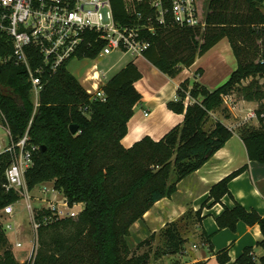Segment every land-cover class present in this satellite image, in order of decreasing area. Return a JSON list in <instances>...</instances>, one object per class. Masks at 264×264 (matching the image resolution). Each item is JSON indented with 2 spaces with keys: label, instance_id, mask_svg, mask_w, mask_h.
Instances as JSON below:
<instances>
[{
  "label": "trees",
  "instance_id": "16d2710c",
  "mask_svg": "<svg viewBox=\"0 0 264 264\" xmlns=\"http://www.w3.org/2000/svg\"><path fill=\"white\" fill-rule=\"evenodd\" d=\"M111 1L116 19L128 23L130 15L124 0ZM208 7L205 29L172 27L148 35L151 45L145 57L168 76L175 77L227 37L238 68L214 90L199 81H184L178 91L179 99L168 103L171 110L185 114L184 122L159 141L146 136L130 148L121 142L128 133L133 108L143 98L135 86L143 75L133 61L107 81L106 101H91L78 78L62 68L48 76L37 108L26 72L12 64L2 66L0 115L5 116L4 123L9 125L13 139L19 140L33 119L31 141L46 146L34 154L35 164L26 175L29 188L55 179V189L71 204L84 203L80 215L87 223L85 233L72 238L74 242L64 245L62 250L58 248L62 234L58 226L76 218L41 227L34 264H149V253L136 258L127 254L131 226L144 222L145 214L158 201L171 198L180 181L203 167L233 137V130L220 120L208 126L212 113L222 108L225 95L239 91L246 100L264 98L253 84L241 86L249 77L264 76V0H208ZM9 50L0 39V57ZM98 50L89 55L96 56ZM188 97L194 102L186 107ZM263 113L264 103L258 109L261 126H246L240 132L250 159L264 163ZM71 124L78 125L76 134L71 133ZM11 162L10 153L0 155V210L19 199L17 192L3 188ZM245 169L246 166L215 184L210 198L217 203L225 195L231 196L230 181ZM196 216L201 219V209ZM217 220L221 228L232 230L241 220L259 223L264 236V216L255 210L247 211L239 203L233 209L225 208ZM165 226L167 246L172 253H183L187 241L177 221ZM259 245L264 249V238ZM85 247L92 252L84 254ZM0 249L4 250L0 264H20L8 247L1 222ZM248 253L238 260L240 264H254ZM228 259L226 253L219 256L222 264ZM261 263L264 264V255Z\"/></svg>",
  "mask_w": 264,
  "mask_h": 264
},
{
  "label": "built area",
  "instance_id": "2783aa9c",
  "mask_svg": "<svg viewBox=\"0 0 264 264\" xmlns=\"http://www.w3.org/2000/svg\"><path fill=\"white\" fill-rule=\"evenodd\" d=\"M125 9L130 15L128 23L116 19L111 0H0V39L10 49L0 57V66L12 64L26 72L37 108L48 76L62 68L71 72L72 62L82 66L88 63L83 86L91 101H106L104 86L113 67L102 72L99 67L102 60L114 54L131 55L135 59L144 57L151 45L148 35L161 29H205L207 25L197 0H125ZM96 48L99 49L96 56L89 55ZM233 101L231 94L224 96L228 106ZM0 117L5 119L3 114ZM245 119L260 120L258 109H249ZM32 121L19 140L13 139L6 124L10 141L5 144L0 138V155H12L3 188L25 198L33 227L38 232L57 221L78 218L83 210L76 208L80 203L71 204L64 195L61 198L55 187L44 186L36 196L43 207L38 208L32 202L33 189L29 188L26 175L35 164V152L41 149L31 141ZM2 210L5 215L14 216V203ZM47 210L50 213L43 214ZM7 228H13V224L8 223Z\"/></svg>",
  "mask_w": 264,
  "mask_h": 264
},
{
  "label": "crops",
  "instance_id": "0c3cea01",
  "mask_svg": "<svg viewBox=\"0 0 264 264\" xmlns=\"http://www.w3.org/2000/svg\"><path fill=\"white\" fill-rule=\"evenodd\" d=\"M263 9L264 7L262 11ZM131 61L137 65L143 75L135 83L143 98L134 106L132 117L128 122V133L121 141L126 148L132 147L146 136L159 141L174 127L183 124L185 114L171 110L168 103L179 99L178 91L184 81L190 80L191 83L199 81L208 89L213 90L225 84L238 68L236 55L227 37L219 41L203 56L198 57L191 67L184 68L175 77L162 72L145 56L137 59L134 57ZM116 65L117 63L112 66V70ZM199 70H202V73H199ZM81 84L85 85L82 82ZM193 102L194 100L188 97L185 100L186 107ZM224 104L227 105L225 102ZM227 107L230 112H227L226 116H218L221 114L220 108L212 113V118L214 119L215 116L217 118L215 120H220L230 127L234 132L233 137L203 167L180 181L177 192L171 198L158 201L156 205H160V209H156V212L153 209L149 210L144 218L151 227L158 225L162 220L160 227H163L167 222L175 221L176 216L183 215L188 207H192L194 215L201 209V219L197 221L192 231V236L198 240L193 246L196 245L195 248H200V250L185 264H222L219 256L224 253L229 259L223 264H240L238 260L247 252H249L247 256L254 264H262L264 249L259 243L264 236L259 223L251 224L241 220L236 229L232 230L230 227L221 228L217 220L225 208L233 209L238 203L247 211L255 210L264 216V163L250 159L240 129L235 128L239 123V116L256 107L250 101L237 98H234L233 103ZM252 125H257V122H253ZM244 166L246 169L229 183L232 195H225L220 202L215 203L214 199L210 198L211 188ZM41 184L48 185V188L54 187V183L50 181ZM80 205L81 209L84 208L83 203ZM6 217L9 216L5 215ZM167 217L170 219H166ZM4 227L8 247L20 264L25 263L32 255L35 245L27 246L19 241L14 243L9 237L7 226L4 225ZM155 230L157 228L153 227L152 233ZM3 253L4 250L0 249V256ZM187 253L185 248L183 255Z\"/></svg>",
  "mask_w": 264,
  "mask_h": 264
},
{
  "label": "rangeland",
  "instance_id": "374dc122",
  "mask_svg": "<svg viewBox=\"0 0 264 264\" xmlns=\"http://www.w3.org/2000/svg\"><path fill=\"white\" fill-rule=\"evenodd\" d=\"M200 6V12L202 16H206L208 11V0H197ZM125 3V0H124ZM264 11V9H263ZM133 60L134 57L131 55H126L122 57V54H114L112 57H108L104 60H102L99 64L100 70L102 72H106L109 68H111L115 63H117L114 70H112L108 75L107 78H111L113 75H115L119 69H122L129 61ZM89 66L88 63H85L80 65L79 63L72 62L70 63V70L71 73L76 76L82 83H84L85 76L87 75L86 69ZM253 84L254 90L260 89V92H262L264 96V76H255V77H249L245 79L242 82V87L249 86ZM214 90V89H213ZM234 98H237L238 100L245 99L244 93H240L239 91H236L233 94ZM246 100V99H245ZM253 103V105L260 109L261 104L264 103L263 99H253V100H247ZM221 114L218 116H226L227 112H230V109L227 107V105H223L222 108L219 110ZM248 112V111H247ZM247 112L244 115L239 116V123L235 127L236 129H241L243 127L248 126H254V127H260L261 126V120L252 119V120H246L245 116ZM2 114V112H1ZM1 118V117H0ZM264 118V113H263ZM215 119H217L214 116V119L212 118L209 125L211 126L212 123L215 122ZM4 120H0V138L3 139L5 144H8L10 141V138L6 135L7 127L6 124L3 122ZM257 122V125H252L253 122ZM48 182V181H46ZM50 182L54 183L55 187V179L50 180ZM39 185V184H38ZM36 186L32 190V202L37 205L38 208L43 207L44 205L41 202H38L37 197L41 193V189L44 186H48L46 184H41L39 186ZM49 187V186H48ZM59 196L62 198L64 195L62 192H58ZM19 199L15 202V214L12 217H6L3 214V210H0V221L3 222V225L7 226L8 223L13 224V228L7 229V232L9 234V237H11L12 241L16 243L17 241L21 242L24 245L33 246L34 242L36 240L35 248L33 249V254L29 257V259L26 260L23 264H34L35 257L38 252L39 248V239L41 237H38V232L35 231L32 219H31V212L27 208L26 200L24 197H22L20 194H18ZM172 200V199H171ZM167 203L169 201H166ZM171 203V201H170ZM84 204V203H83ZM47 206V205H45ZM155 204L152 209L156 212V209H160V205ZM81 205L77 206L76 208H80ZM84 207V206H83ZM84 208H82L83 210ZM192 207H188L186 212L183 215H180L179 217L176 216L177 225L179 229L182 232L183 238L187 241L185 244V248L187 249V255H183L184 252L179 253H172L171 248L167 246V238H166V226L160 227L162 225V220L159 221L158 225H152L154 228H157V230L153 231V227H151L147 220L144 222L137 221L134 223L130 228V235L127 237V254L129 257H138L142 256L143 254L149 253V264H185L189 261L190 258H192V255L198 254V250L200 248H195L193 246L194 242H197L198 240L195 239L194 236H192V231H194V226L197 224L198 218L193 213ZM146 215V214H145ZM145 218V216H144ZM170 219V218H166ZM153 223V222H152ZM168 223V222H167ZM139 224V225H137ZM166 225V224H165ZM5 228V227H4ZM87 223L84 221L82 216L76 218L73 220V222H66L64 224H61L58 226V230H60L61 237L59 241V245L63 250L65 246H69L71 243L74 242V240L78 237V234H83L87 230ZM6 231V229H5ZM152 234H155V237H151ZM75 236H77L75 238ZM74 240H73V239ZM195 239V240H194ZM199 243V242H198ZM65 245V246H64ZM55 246V245H54ZM184 248V249H185ZM202 248V247H201ZM82 251L84 254H89L92 252L89 248L85 247L82 248ZM60 253V251H57Z\"/></svg>",
  "mask_w": 264,
  "mask_h": 264
},
{
  "label": "water",
  "instance_id": "95a60500",
  "mask_svg": "<svg viewBox=\"0 0 264 264\" xmlns=\"http://www.w3.org/2000/svg\"><path fill=\"white\" fill-rule=\"evenodd\" d=\"M2 70L1 66H0V71ZM70 131L72 134H76L78 132V125L77 124H71L70 125ZM42 150L46 149V146H42L41 147Z\"/></svg>",
  "mask_w": 264,
  "mask_h": 264
},
{
  "label": "bare ground",
  "instance_id": "6f19581e",
  "mask_svg": "<svg viewBox=\"0 0 264 264\" xmlns=\"http://www.w3.org/2000/svg\"><path fill=\"white\" fill-rule=\"evenodd\" d=\"M221 46V45H220ZM227 47V46H226ZM223 48V47H222ZM150 213V212H149Z\"/></svg>",
  "mask_w": 264,
  "mask_h": 264
}]
</instances>
